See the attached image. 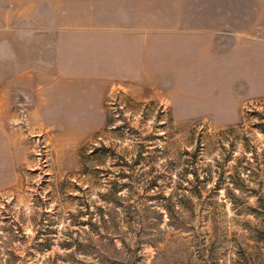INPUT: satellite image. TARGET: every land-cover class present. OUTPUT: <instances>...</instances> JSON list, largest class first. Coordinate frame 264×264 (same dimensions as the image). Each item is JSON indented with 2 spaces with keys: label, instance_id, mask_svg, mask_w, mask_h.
Instances as JSON below:
<instances>
[{
  "label": "rangeland",
  "instance_id": "obj_1",
  "mask_svg": "<svg viewBox=\"0 0 264 264\" xmlns=\"http://www.w3.org/2000/svg\"><path fill=\"white\" fill-rule=\"evenodd\" d=\"M227 3L214 60L97 107L0 76V264H264V0Z\"/></svg>",
  "mask_w": 264,
  "mask_h": 264
},
{
  "label": "crops",
  "instance_id": "obj_2",
  "mask_svg": "<svg viewBox=\"0 0 264 264\" xmlns=\"http://www.w3.org/2000/svg\"><path fill=\"white\" fill-rule=\"evenodd\" d=\"M227 13V0H0V76L26 87L28 107L61 98L97 107L116 82L196 71L199 55L214 60Z\"/></svg>",
  "mask_w": 264,
  "mask_h": 264
}]
</instances>
